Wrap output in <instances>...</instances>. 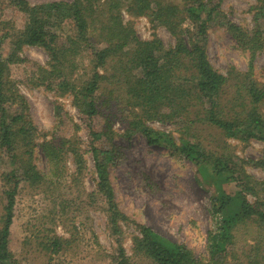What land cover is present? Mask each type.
Wrapping results in <instances>:
<instances>
[{"label": "trees", "instance_id": "1", "mask_svg": "<svg viewBox=\"0 0 264 264\" xmlns=\"http://www.w3.org/2000/svg\"><path fill=\"white\" fill-rule=\"evenodd\" d=\"M9 1L26 13L27 23L16 31L9 20L3 21L6 31L2 37H12L13 49L8 56L2 52L3 40L0 41V149L8 152L12 164L4 177L11 187L5 189L0 264L18 263L10 242L20 184L25 181L40 186L43 181L52 184L63 180L69 152L78 174L87 161L76 136L54 134L41 143L48 159L47 172L34 163L36 130L26 111L28 102L6 79L8 64L21 60L18 52L25 44L41 45L51 55L49 66L39 68V83L60 94H72L74 104L87 117L97 191L108 204L116 228L118 219L127 218L118 206L109 170L117 156V118L127 123L126 137L140 132L150 144L172 149L192 160L203 179L214 185L212 211L217 223L208 240L210 263L225 261L240 222L258 223L264 228V195L259 189H264V183L247 173L230 143L224 142L222 149L213 148L197 130L205 123L228 138L264 141V83L254 78L257 52L264 51V0H256L253 6V30L228 19L225 13L220 15L222 0H179V4L176 0H127L131 10L149 14L177 34L172 47L157 38H137L132 27L123 23L121 11H115L123 0H54L35 5L28 0ZM187 19L191 26L185 27ZM68 22L73 26V35L60 32ZM215 23L224 25L250 52L247 70L233 68L226 75L214 68L207 44L209 28ZM98 26L102 28L99 36L103 41L96 40ZM83 50L91 54L93 72L79 80L70 68L76 54ZM135 55L137 59H132ZM18 102L22 109L14 114L8 112ZM152 120L177 122L179 135L154 127L149 124ZM258 164L264 166V157ZM232 182L239 186L234 192L229 191ZM250 193L255 195L254 201ZM136 238L138 252L151 257L154 264L199 263L192 249L151 226L142 225L141 236ZM66 242L69 240L55 236L46 247L59 252ZM116 264H132L124 249L116 255Z\"/></svg>", "mask_w": 264, "mask_h": 264}, {"label": "rangeland", "instance_id": "2", "mask_svg": "<svg viewBox=\"0 0 264 264\" xmlns=\"http://www.w3.org/2000/svg\"><path fill=\"white\" fill-rule=\"evenodd\" d=\"M50 1L54 0H28L30 5ZM123 1L115 11H121L123 23L132 27L137 38H157L166 47L176 44L177 34L166 24L153 20L149 14L136 13L137 9L131 10L130 3ZM176 2L180 3L179 0ZM255 4L256 0H222L220 15L225 13L228 19L253 30ZM5 20L18 31L25 27L27 15L9 0H0V41L3 40L2 52L8 56L13 45L12 37L7 40L2 37L6 31ZM183 25L191 26L190 20H185ZM98 29L96 40L103 41L104 38L99 36L102 28L98 26ZM60 32L73 35L74 29L68 22ZM133 46L134 43L131 48ZM207 51L214 68L226 75L233 68L244 71L249 67L250 52L222 24L210 26ZM18 55L20 61L8 64L6 79L13 82L28 102L26 111L36 130L34 163L47 172L48 159L41 143L54 134L65 138L76 136L87 161L82 173L78 174L69 152L68 171L63 180L52 184L43 181L40 186L25 181L20 184L10 242L18 261L16 264H116V255L121 249L132 264H154L151 257L136 249V237L141 236L142 225L151 226L188 246L199 259L198 264H213L208 259V240L217 223L212 211L215 187L203 179L197 165L170 148L150 144L140 132L126 137L127 123L117 118L114 125L117 156L109 170L118 206L127 218L118 219L116 228L107 210L108 204L97 191L92 138L86 115L74 104L72 94H60L39 83L40 66H49L51 61L50 53L43 46L25 44ZM132 59H137V55ZM93 64L90 52L83 50L76 54L71 73L79 80L82 76L88 78L93 72ZM254 78L264 83V51L257 52ZM262 105L264 111V103ZM12 106L8 108L11 114L22 109L20 102ZM149 124L174 131L176 137L179 135L177 122L152 120ZM197 130L207 137L205 143L213 148L222 149L224 142L230 143L234 156L241 158L247 173L264 183V166L258 164L264 157V141L228 138L221 130L205 123ZM11 169L8 152L0 149V227L6 204L5 189L11 187L4 177ZM229 185V191L239 189L235 182ZM259 189L263 196L264 189ZM254 196L250 193L252 201L256 199ZM237 226L235 242L225 261L219 264H264V228L247 221ZM55 236L69 240L59 252L46 247Z\"/></svg>", "mask_w": 264, "mask_h": 264}]
</instances>
